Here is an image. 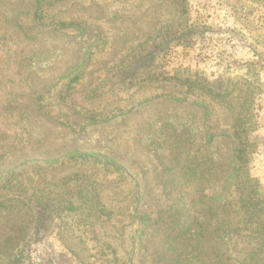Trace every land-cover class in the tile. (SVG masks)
<instances>
[{
	"label": "rangeland",
	"instance_id": "rangeland-1",
	"mask_svg": "<svg viewBox=\"0 0 264 264\" xmlns=\"http://www.w3.org/2000/svg\"><path fill=\"white\" fill-rule=\"evenodd\" d=\"M252 107L254 154L234 173L231 134L208 137ZM215 188L264 198V1L0 0V243L26 230L19 202L45 194L67 204L50 230L30 225L34 264H175L141 223L173 200L177 221L223 219L200 194Z\"/></svg>",
	"mask_w": 264,
	"mask_h": 264
},
{
	"label": "trees",
	"instance_id": "trees-1",
	"mask_svg": "<svg viewBox=\"0 0 264 264\" xmlns=\"http://www.w3.org/2000/svg\"><path fill=\"white\" fill-rule=\"evenodd\" d=\"M142 69L143 64L136 67V71L142 72ZM175 81L180 82V79L176 78ZM181 82L192 85L191 79H183ZM254 111V107L246 111L232 110V125L227 128L217 126V129L211 127L213 131L208 137L210 144L217 137L231 134L234 143L231 157L234 173L244 168L247 169L250 154H254L253 150H250L252 146L250 135L256 130ZM210 112L208 111L207 118L210 117ZM176 143V145L180 144V142ZM177 151L179 152V149L171 147L168 157L164 158L168 159L169 162L178 160L177 163L180 164V156H178ZM217 157V159L210 157L208 161L212 166V172L213 170L220 172L216 175L213 173L216 181H219L225 177L228 164L223 156ZM168 171L175 174V169ZM41 175V178H44L43 173ZM205 176L203 172L201 179H204ZM234 179L232 174L228 176L226 182L229 183L230 180L232 182ZM80 186H85V184L81 183ZM227 189L229 190L228 187ZM259 190H253L249 196L242 193L241 197L237 198H234L235 192L232 191L229 194L224 189L215 188L208 192L204 189L200 190L201 195H211L209 210L217 215H224L223 219H216L208 223H201L198 220L177 221L178 209L173 200L167 213H160L157 218H152L149 223H141V242L145 243L147 247L159 245L165 250L162 255L167 252L166 255L170 256L169 259L175 264H193L199 260H202L204 264H260L262 255H264V198ZM177 191L171 188L168 193L170 196H174ZM53 194L55 193L53 192ZM64 204H67L66 198L60 196L53 198L45 194L36 195L32 199L25 196L24 201L19 202V209L21 208V211L26 215L30 214V219L27 218L28 222L23 227L26 229L24 234L19 236V240L22 242L19 254L13 257V254L8 253L7 255L10 257L8 264H34L29 256V249L31 243L37 239L28 235V229L32 225L37 233L50 230L54 226L53 216L57 213H63ZM69 205L71 204L69 203ZM23 207L25 209H22ZM195 208H197L196 205ZM34 211H41V214L46 216L38 220L31 214ZM150 230L151 234L148 235L147 231ZM17 237L10 236L2 240L0 247H9L10 250L6 249V251H12L20 243Z\"/></svg>",
	"mask_w": 264,
	"mask_h": 264
}]
</instances>
